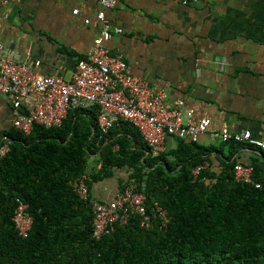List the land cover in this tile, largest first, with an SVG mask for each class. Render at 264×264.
I'll list each match as a JSON object with an SVG mask.
<instances>
[{"label":"trees","instance_id":"obj_1","mask_svg":"<svg viewBox=\"0 0 264 264\" xmlns=\"http://www.w3.org/2000/svg\"><path fill=\"white\" fill-rule=\"evenodd\" d=\"M97 113L79 106L60 126L0 131V142L10 141L0 161V264H264L263 153L249 163L250 183L234 179L230 155L218 172L207 166L194 177L217 146L176 139V147L154 152L126 120L100 134ZM240 143L220 142L229 149ZM91 155L99 166L89 173V190L123 169L119 190L134 178L147 203L167 210V227L143 228L132 218L93 238L90 205L69 184L87 172ZM17 198L32 217L26 237L11 220Z\"/></svg>","mask_w":264,"mask_h":264},{"label":"crops","instance_id":"obj_2","mask_svg":"<svg viewBox=\"0 0 264 264\" xmlns=\"http://www.w3.org/2000/svg\"><path fill=\"white\" fill-rule=\"evenodd\" d=\"M99 0H19L0 6V43L17 61H40L39 71L70 78L98 35ZM111 26L122 28L105 43L127 62L131 74L163 91L169 104L178 99L194 119H211L210 130L249 129L264 139V0H116L106 9ZM36 99L24 98L25 110ZM12 105L0 93V131L9 128ZM210 130L198 143L210 149L208 167L218 172L230 155L249 164L262 152L247 143L229 149ZM177 146L167 138L165 149ZM91 155L87 173L98 167ZM117 169L93 181L90 194L109 200L119 191Z\"/></svg>","mask_w":264,"mask_h":264},{"label":"built area","instance_id":"obj_3","mask_svg":"<svg viewBox=\"0 0 264 264\" xmlns=\"http://www.w3.org/2000/svg\"><path fill=\"white\" fill-rule=\"evenodd\" d=\"M19 0H0L7 5ZM198 1V0H183ZM116 0H99L96 14L101 22L98 35L85 57L79 58L70 78L39 71L40 61H17L4 50L0 43V93L7 96L12 105L10 125L28 134L35 125L46 128L60 126L69 109L96 106L97 126L100 134H106L121 120L130 122L140 132L143 140L154 151L165 149L167 138L198 142L201 135L210 130L211 119H194L191 111H184V102L178 99L169 104L163 91L154 90L149 83L128 70L127 62L119 54H112L105 43L122 28L111 26L105 18L106 9L113 8ZM35 94L36 99L23 110L25 97ZM219 141L247 143L264 154V139L255 138L249 129L232 132L228 128L210 130ZM0 142V161L10 150L7 138ZM207 162L193 168L196 177ZM236 181L252 182L251 164L236 162L232 168ZM89 173L84 172L70 180L69 184L78 197L88 202L92 211L91 235L99 239L110 234L117 226L126 225L137 218L143 228H166L170 217L157 201L147 203L144 192L137 190L134 178L127 179L121 190L109 200L91 196ZM256 186H259L256 184ZM11 220L17 233L26 237L32 224L27 204L15 200Z\"/></svg>","mask_w":264,"mask_h":264}]
</instances>
